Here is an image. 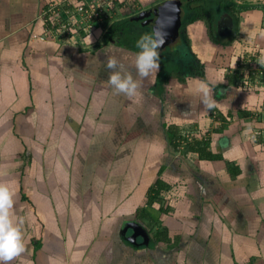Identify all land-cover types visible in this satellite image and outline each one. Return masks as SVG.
Wrapping results in <instances>:
<instances>
[{
    "label": "crops",
    "instance_id": "crops-1",
    "mask_svg": "<svg viewBox=\"0 0 264 264\" xmlns=\"http://www.w3.org/2000/svg\"><path fill=\"white\" fill-rule=\"evenodd\" d=\"M50 1L0 0V264H264V9L190 24L205 76L161 85L107 30L36 39Z\"/></svg>",
    "mask_w": 264,
    "mask_h": 264
},
{
    "label": "trees",
    "instance_id": "trees-1",
    "mask_svg": "<svg viewBox=\"0 0 264 264\" xmlns=\"http://www.w3.org/2000/svg\"><path fill=\"white\" fill-rule=\"evenodd\" d=\"M178 9L181 11L182 26L178 41L163 49L156 48L153 27L144 26L141 21H131L127 12H134L137 9L136 0H129L120 3L117 20L103 31L107 30L106 42L115 40L119 46L133 51L141 56L148 63L157 64L160 68L158 83L166 85L172 78L180 82L187 80V75L204 78V65L194 54L191 48V41L187 34V27L198 21L206 24L210 40L217 46H231L237 38L240 14L254 9H264V6L240 4L234 0H178ZM130 2L136 3L133 7ZM135 13V12H134ZM225 14L231 15L234 19V31L226 37H221L217 31L218 21ZM129 15V16H128ZM127 16V17H126ZM85 37V35H82ZM171 131H169L170 137ZM205 147L207 143L203 144ZM170 186L161 178L148 189V208H152L155 202L161 201V195L167 192ZM145 209L139 210L142 213ZM139 214V213H138ZM154 221V218L147 217Z\"/></svg>",
    "mask_w": 264,
    "mask_h": 264
},
{
    "label": "built area",
    "instance_id": "built-area-1",
    "mask_svg": "<svg viewBox=\"0 0 264 264\" xmlns=\"http://www.w3.org/2000/svg\"><path fill=\"white\" fill-rule=\"evenodd\" d=\"M122 0H51L43 10L45 30L39 40H77L82 42L97 29L115 20ZM85 35V37H82Z\"/></svg>",
    "mask_w": 264,
    "mask_h": 264
},
{
    "label": "water",
    "instance_id": "water-1",
    "mask_svg": "<svg viewBox=\"0 0 264 264\" xmlns=\"http://www.w3.org/2000/svg\"><path fill=\"white\" fill-rule=\"evenodd\" d=\"M179 1L172 0L162 2L148 10L142 11L130 17L131 21H141L144 26L153 27L156 48L163 50L175 44L180 36L182 26L181 11L178 9ZM217 31L219 36L228 37L234 31V19L231 15L225 14L218 21ZM192 77V76H189ZM133 231V237H141L143 244L149 243L146 230L136 222L127 223L126 229Z\"/></svg>",
    "mask_w": 264,
    "mask_h": 264
},
{
    "label": "rangeland",
    "instance_id": "rangeland-1",
    "mask_svg": "<svg viewBox=\"0 0 264 264\" xmlns=\"http://www.w3.org/2000/svg\"><path fill=\"white\" fill-rule=\"evenodd\" d=\"M122 1H126L125 4H128V3H129V0H122ZM135 4H136V3H134V2H130V6H132V7H133ZM142 11H145V10H142V9H141V10H139V11H134L135 13H134L133 15H137V14H139V13L142 12ZM103 30H104V29H102V31H103ZM37 36H38V35H37ZM88 37H89V36H88ZM88 37H86L85 40H87ZM37 38H38V37H36V39H37ZM85 40H84V41H85ZM69 41H70V40H69ZM79 43H81V42H79ZM82 43H83V41H82ZM86 45H88V44H86Z\"/></svg>",
    "mask_w": 264,
    "mask_h": 264
},
{
    "label": "flooded vegetation",
    "instance_id": "flooded-vegetation-1",
    "mask_svg": "<svg viewBox=\"0 0 264 264\" xmlns=\"http://www.w3.org/2000/svg\"><path fill=\"white\" fill-rule=\"evenodd\" d=\"M188 76H190V75H187V78H188Z\"/></svg>",
    "mask_w": 264,
    "mask_h": 264
}]
</instances>
